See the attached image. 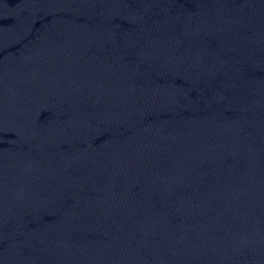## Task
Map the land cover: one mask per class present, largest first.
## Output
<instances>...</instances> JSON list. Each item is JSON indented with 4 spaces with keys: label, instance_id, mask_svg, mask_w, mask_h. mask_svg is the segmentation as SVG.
<instances>
[{
    "label": "water",
    "instance_id": "95a60500",
    "mask_svg": "<svg viewBox=\"0 0 264 264\" xmlns=\"http://www.w3.org/2000/svg\"><path fill=\"white\" fill-rule=\"evenodd\" d=\"M0 264H264V0H0Z\"/></svg>",
    "mask_w": 264,
    "mask_h": 264
}]
</instances>
